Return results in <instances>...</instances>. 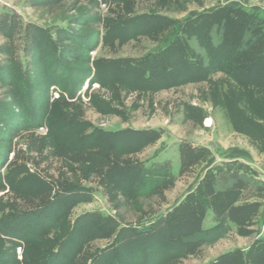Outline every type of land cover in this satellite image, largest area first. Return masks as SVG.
Masks as SVG:
<instances>
[{
  "label": "rangeland",
  "instance_id": "374dc122",
  "mask_svg": "<svg viewBox=\"0 0 264 264\" xmlns=\"http://www.w3.org/2000/svg\"><path fill=\"white\" fill-rule=\"evenodd\" d=\"M258 3L0 0V264H152L178 246L163 224L181 215L224 232L164 264L264 251V193L225 189L228 172L264 183V89L222 70L169 84L157 68L208 69L187 24L258 17ZM177 39L187 49L162 57Z\"/></svg>",
  "mask_w": 264,
  "mask_h": 264
},
{
  "label": "trees",
  "instance_id": "16d2710c",
  "mask_svg": "<svg viewBox=\"0 0 264 264\" xmlns=\"http://www.w3.org/2000/svg\"><path fill=\"white\" fill-rule=\"evenodd\" d=\"M52 3H49L51 5ZM197 24L199 25L197 27ZM188 26H196L194 32L195 38L205 41L206 53L205 57L199 59L201 63L209 66L198 68L199 63L195 60V63H189L186 60H181L180 66L173 67V62H165L158 64L157 68L162 70L163 80L169 84L181 82V77H175L176 73L185 71L182 76L183 79L189 81L205 80L208 74L213 70H222L227 73L228 76L240 87L258 86L264 89V22L259 17L254 15H248L243 11L233 9H219L211 14L200 16L187 24ZM186 25V26H187ZM140 27H149L140 26ZM156 29L152 28L151 31ZM186 31V29H185ZM138 31L136 34L141 33ZM143 33V32H142ZM184 41V40H183ZM262 42L263 52L257 53L254 59L253 50L256 46ZM181 41L177 39L162 53V57L168 58L173 54H179L181 48ZM184 47H188V44L184 41ZM177 58V56H176ZM175 58V59H176ZM179 62V61H178ZM198 63V64H197ZM156 67V65H154ZM187 71V72H186ZM242 74H245L244 78ZM256 78L255 82L253 79ZM165 86V85H164ZM240 116L245 123L250 124L248 119ZM256 127H260L259 124L253 123ZM212 161L210 160L208 166ZM225 181V189L228 191H239L242 194V200L260 197L264 193V183H256L253 179H249L243 174L238 172H228ZM245 197V198H244ZM185 213L179 211V214ZM182 217H176V221L172 218L165 222L164 228L167 231V235L170 238L164 240L166 243L172 245L177 242L178 246L165 252L164 255H160L159 259H154L152 264H164L172 259L183 256L189 253L192 249L196 248L201 243H211L220 238L224 232L221 225L204 230L198 227V220L196 217L191 219H185ZM173 222V223H172ZM147 234L151 236V227L146 228ZM145 230V231H146ZM149 233V234H148ZM139 238H143V234L139 233ZM204 239V240H203ZM155 250V249H154ZM146 253H143L145 257ZM230 262H244L240 252L226 256L221 261ZM264 260V251L257 253L248 258L249 264L251 261ZM259 262V263H260ZM231 263V262H230ZM139 264H149V261H144ZM232 264V263H231ZM242 264V263H241Z\"/></svg>",
  "mask_w": 264,
  "mask_h": 264
},
{
  "label": "crops",
  "instance_id": "0c3cea01",
  "mask_svg": "<svg viewBox=\"0 0 264 264\" xmlns=\"http://www.w3.org/2000/svg\"><path fill=\"white\" fill-rule=\"evenodd\" d=\"M255 7V6H254ZM202 9H204L203 7H202ZM201 9V10H202ZM255 9H256V11H254L257 15H258V17L263 21L264 19H263V15H264V13H262V11H264V3H258L257 5H256V7H255ZM200 11V10H199Z\"/></svg>",
  "mask_w": 264,
  "mask_h": 264
}]
</instances>
